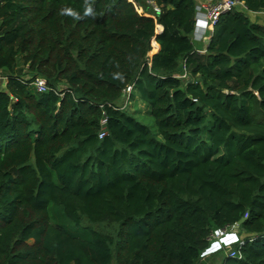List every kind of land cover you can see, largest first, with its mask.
<instances>
[{
    "label": "trees",
    "instance_id": "obj_1",
    "mask_svg": "<svg viewBox=\"0 0 264 264\" xmlns=\"http://www.w3.org/2000/svg\"><path fill=\"white\" fill-rule=\"evenodd\" d=\"M154 1L0 0V264H198L242 218L222 264H264V0L204 50L194 0Z\"/></svg>",
    "mask_w": 264,
    "mask_h": 264
},
{
    "label": "built area",
    "instance_id": "obj_2",
    "mask_svg": "<svg viewBox=\"0 0 264 264\" xmlns=\"http://www.w3.org/2000/svg\"><path fill=\"white\" fill-rule=\"evenodd\" d=\"M143 1L145 2L146 7H147V12H144V13L150 15L151 17H155L160 13V8L159 6L156 5L154 0H143ZM233 10L240 11L242 13L246 11L243 1L241 0H202L199 3H197L195 5L194 27H193V32L191 34L192 41L194 43L196 42L206 43V41L209 40L210 36L212 35L213 28L217 24L219 17L223 15L224 13H227ZM199 24H200V28H202V34L200 35V38L197 40L195 39V31H196V26ZM198 52L204 53V51H198ZM181 77H185V76L183 75ZM28 85L34 90H36L37 92H46L48 90L45 86L44 81L41 79H35L33 80V82L28 83ZM131 93H132V87H127L124 90L123 98L125 99V102L123 103L122 107H124V105L127 102H129L128 98ZM105 124H106V119L103 118L100 121V125L102 128L98 135L99 139H102L103 137L106 136ZM208 242H209V245L201 253L200 255L201 258L220 250L221 242H223V244L227 246L234 245V247H239L243 244L242 240L238 237V232L234 229V226L224 228V229L214 230L209 236ZM228 257L240 259L241 255L238 250L234 251L233 249Z\"/></svg>",
    "mask_w": 264,
    "mask_h": 264
},
{
    "label": "rangeland",
    "instance_id": "obj_3",
    "mask_svg": "<svg viewBox=\"0 0 264 264\" xmlns=\"http://www.w3.org/2000/svg\"><path fill=\"white\" fill-rule=\"evenodd\" d=\"M138 5L144 10V12H147L146 4L143 0H137ZM264 15V13L262 14ZM249 17L252 19V15H249ZM259 17V16H258ZM3 75H0V82L2 83ZM127 110L136 118L144 120L145 123L155 131V126L152 121V119L149 117V109L148 107L143 104L137 97L134 96V99L132 101L128 102ZM68 225V224H67ZM90 227L98 232H101L103 234L108 233L111 228L107 225L100 224V225H88L87 223H83L82 227ZM28 244H32V241H28ZM220 250L217 251V253L210 255L209 257H203L201 261H199L198 264H222V261L224 257L229 256L232 250L234 249V245L227 246L223 244V242L220 243Z\"/></svg>",
    "mask_w": 264,
    "mask_h": 264
},
{
    "label": "clouds",
    "instance_id": "obj_4",
    "mask_svg": "<svg viewBox=\"0 0 264 264\" xmlns=\"http://www.w3.org/2000/svg\"><path fill=\"white\" fill-rule=\"evenodd\" d=\"M85 2H86V7L84 9V16L93 15L94 14L93 13V9H92L91 5L88 4V0H85ZM61 14L62 15L71 16V17H73L74 19H77V20L83 18L79 13H77L76 11H74L71 8H64V9H62L61 10Z\"/></svg>",
    "mask_w": 264,
    "mask_h": 264
},
{
    "label": "crops",
    "instance_id": "obj_5",
    "mask_svg": "<svg viewBox=\"0 0 264 264\" xmlns=\"http://www.w3.org/2000/svg\"><path fill=\"white\" fill-rule=\"evenodd\" d=\"M194 1H195V3L197 4V3H199V2L202 1V0H194ZM143 11H144V10H143ZM243 13L246 14L247 11H244ZM198 29H199L198 32H200V24L198 25ZM198 32H197V33H198ZM208 41H209V40H207L206 43H201V42H199V43H198V42L194 43L195 48H197V49H199V50H200V49H203V50H204L205 47H206V45L208 44ZM156 46H157V45H156ZM154 48H155V45H154ZM158 48H159V47L157 46V52H158ZM0 75H3V78H4V79H2L3 82H2V83L0 82V90H1V89H4L5 86L7 85V76H5L4 74H2L1 72H0ZM238 237H239V236H238ZM239 238H240V237H239ZM234 248H235V247H234ZM215 253H217V252H215ZM215 253L209 254V255H207L206 257H209L210 255H213V254H215ZM201 259H202V258L200 257V258H199V261H201ZM198 263H199V262H198Z\"/></svg>",
    "mask_w": 264,
    "mask_h": 264
},
{
    "label": "bare ground",
    "instance_id": "obj_6",
    "mask_svg": "<svg viewBox=\"0 0 264 264\" xmlns=\"http://www.w3.org/2000/svg\"><path fill=\"white\" fill-rule=\"evenodd\" d=\"M198 31H199V29H198V25H197L196 31H195V39H197V40L200 38V35L202 34V28H200V32H198Z\"/></svg>",
    "mask_w": 264,
    "mask_h": 264
},
{
    "label": "water",
    "instance_id": "obj_7",
    "mask_svg": "<svg viewBox=\"0 0 264 264\" xmlns=\"http://www.w3.org/2000/svg\"><path fill=\"white\" fill-rule=\"evenodd\" d=\"M244 218H242L240 221H238L235 225H234V229L237 231L239 226L244 222Z\"/></svg>",
    "mask_w": 264,
    "mask_h": 264
}]
</instances>
